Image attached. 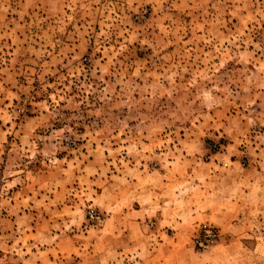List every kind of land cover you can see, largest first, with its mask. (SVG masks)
<instances>
[{
  "label": "rangeland",
  "instance_id": "1",
  "mask_svg": "<svg viewBox=\"0 0 264 264\" xmlns=\"http://www.w3.org/2000/svg\"><path fill=\"white\" fill-rule=\"evenodd\" d=\"M0 264H264V0H0Z\"/></svg>",
  "mask_w": 264,
  "mask_h": 264
},
{
  "label": "built area",
  "instance_id": "2",
  "mask_svg": "<svg viewBox=\"0 0 264 264\" xmlns=\"http://www.w3.org/2000/svg\"><path fill=\"white\" fill-rule=\"evenodd\" d=\"M93 212V214L95 213V211H92Z\"/></svg>",
  "mask_w": 264,
  "mask_h": 264
}]
</instances>
